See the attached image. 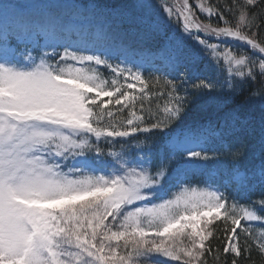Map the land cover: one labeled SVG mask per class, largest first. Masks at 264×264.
I'll return each instance as SVG.
<instances>
[{"label": "snow or ice", "instance_id": "1", "mask_svg": "<svg viewBox=\"0 0 264 264\" xmlns=\"http://www.w3.org/2000/svg\"><path fill=\"white\" fill-rule=\"evenodd\" d=\"M21 7L0 5V264H162L157 256L181 264H208L206 256L213 264H241L253 245L264 256V231H255L264 230V164L241 170L236 161L246 146L211 121L172 130L197 97L207 95L220 107L252 82L259 87L245 103L264 102V36L257 35L264 0H156L154 19L125 13L148 34L173 30L166 37L171 79L128 67L116 38L121 25L113 30L111 22L96 30L82 25L72 40L68 25L49 11L46 20L28 23L47 24L64 42L46 45L52 51L38 56L17 50L10 37L22 23ZM150 85L163 99L155 108L143 103L152 96ZM110 105L127 109L126 119L118 120ZM154 133L163 134L162 144L149 143L135 156L131 149L142 141L122 144L121 152L100 147L138 135L151 140ZM224 156L234 164L231 198L207 181L187 184L197 173L210 177L221 169ZM257 184L259 196L242 202ZM217 221L221 235H215Z\"/></svg>", "mask_w": 264, "mask_h": 264}, {"label": "rangeland", "instance_id": "2", "mask_svg": "<svg viewBox=\"0 0 264 264\" xmlns=\"http://www.w3.org/2000/svg\"><path fill=\"white\" fill-rule=\"evenodd\" d=\"M140 1L142 0H125L123 2V5L132 7L133 5L141 4ZM149 3H151V6H153L152 3H154V1H150L148 2V4ZM3 4L22 6L19 9V11L23 14L22 17L19 18L22 23L19 24V27L16 29L13 35H19L20 39L23 40L24 43H31L30 41H32V47L29 49L32 50V55L34 56L40 55L41 51L51 52L52 49L45 47L46 45L64 42V38L60 34L50 29L47 24L33 28L28 23L29 21L46 20L48 12L52 11L68 25L70 29V38L72 40H76L79 37L82 25L85 28L96 30L104 28L107 22H111L113 25V30H115L116 25L120 24L121 28L117 32L116 38L121 43L122 49L127 56V66L130 68H134V66H140V70L142 73L146 70H155L171 77L169 75L168 61L166 59L169 55V41L166 38H164L161 42L153 40L155 33L148 34L141 26L137 27L136 25H134V27L131 29L126 28V23H128L129 20L125 13L131 12L132 15L139 16V14L137 13L138 8L131 10L124 6L116 5L115 8L111 9L112 12L110 13L100 12V9L98 8L99 10L96 15L85 16L82 14L84 13L85 9L97 7L94 4L83 6L81 3L76 2L75 0H0V5ZM152 9L153 8L150 7L145 8V10L147 11ZM198 13L200 12L198 11ZM216 21L220 22L218 18H214L212 23L214 24ZM161 30L163 31V27ZM39 36H41L42 38L41 41H39L38 39ZM58 50L62 51V49ZM122 58L123 57L121 56H117L115 62L119 63L120 59ZM100 71L106 78H110L108 70L101 68ZM129 82L131 83L133 81ZM139 87L140 85L137 84V89ZM252 103L254 107H257L256 112L260 115H264V102H262L258 98H253ZM119 107L120 106H109V108L114 111L115 116L118 120L126 119V114H123L122 116H119V114H117L116 108ZM110 151L121 152L122 150L112 149ZM207 183L212 185L213 187H219L221 191H224L226 193L225 188H222V185L220 184L222 183L221 178H216L215 180H213V182H210V180H208ZM204 184H199V186H203ZM171 191L175 190L172 189L168 192L165 191L163 195L170 196ZM230 195L231 193L228 194L229 197ZM261 231L264 230L257 229L256 234L259 235ZM153 260L161 261L162 264H181V262L171 261L168 258L159 256L153 257Z\"/></svg>", "mask_w": 264, "mask_h": 264}, {"label": "trees", "instance_id": "3", "mask_svg": "<svg viewBox=\"0 0 264 264\" xmlns=\"http://www.w3.org/2000/svg\"><path fill=\"white\" fill-rule=\"evenodd\" d=\"M193 0H190L192 2ZM206 4L210 2V0H203ZM214 2L217 3H222L223 0H214ZM230 2V0H229ZM231 19V17H229ZM258 37L259 36H264V23H262L260 30L257 33ZM244 52L250 53V49L242 48ZM259 83L253 84L252 82H248L245 84V88L241 91V93L237 96H235L234 99H231L230 102L227 104L228 110L235 111L233 114H238V118L240 122V130L233 133L231 135V140H238L239 143H242L243 145L246 146L245 149V154H260V160H253L252 162H259L261 161V165L264 164V115H260L256 112V107L253 106L252 101L250 100L249 102L245 103L246 98L249 96V93L254 89L258 88ZM152 90V89H151ZM150 90V91H151ZM159 89L156 86L153 88L152 92H157ZM193 99L192 102L188 106V111L191 114L197 113L199 108V113L196 115H201V117L206 118L211 116L216 109L212 108V106L208 109H206L204 112H202V107L207 105L205 102H203L204 105H200V103L203 101L201 98L198 99ZM253 100V99H252ZM152 101V102H151ZM144 106L148 107L151 106L153 108L156 107V104L159 103L158 101H154L152 99L150 100H145ZM137 106H140V102H137ZM209 106V105H208ZM198 107V108H197ZM195 115V116H196ZM221 115V114H220ZM215 115V118H211L210 120H204L205 124L208 123L209 121L212 122L213 125L218 126L219 129L226 130L228 127V119L227 116L230 115V113H225L223 116L221 115ZM160 136L163 137L161 133H159ZM139 141L149 143L151 140H156V138H151V140H146L143 135H139L136 137ZM163 139H161L162 144ZM101 145L106 146L107 144L101 143ZM223 166L222 168L229 167L230 165H233V161L229 156H224L223 158ZM237 163V161H236ZM221 168V169H222ZM260 168V167H259ZM241 169V167H240ZM259 188V189H258ZM261 191L260 186L256 187V190L254 192L248 193L244 201L246 202L249 199H254L255 197L259 196ZM214 227H217V232L215 235H221L219 228L222 227L219 221L216 222ZM239 231V230H238ZM213 246L220 245V241L213 239L212 240ZM221 250H222V245ZM208 259V264H213L212 259L210 256H206ZM228 259L230 260L231 257L229 256ZM241 264H264V256H261L259 251L255 248L253 245V249L250 255V258L246 259L245 257H241Z\"/></svg>", "mask_w": 264, "mask_h": 264}]
</instances>
